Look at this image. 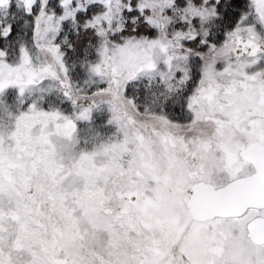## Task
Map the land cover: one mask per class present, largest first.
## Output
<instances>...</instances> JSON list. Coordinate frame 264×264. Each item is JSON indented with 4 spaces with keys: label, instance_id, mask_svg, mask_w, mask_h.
<instances>
[{
    "label": "snow or ice",
    "instance_id": "snow-or-ice-1",
    "mask_svg": "<svg viewBox=\"0 0 264 264\" xmlns=\"http://www.w3.org/2000/svg\"><path fill=\"white\" fill-rule=\"evenodd\" d=\"M0 264H264V0H0Z\"/></svg>",
    "mask_w": 264,
    "mask_h": 264
}]
</instances>
